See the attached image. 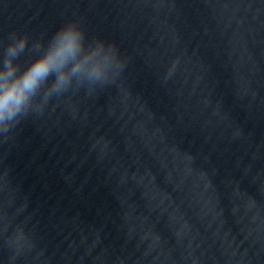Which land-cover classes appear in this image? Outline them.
Masks as SVG:
<instances>
[{
  "label": "water",
  "instance_id": "95a60500",
  "mask_svg": "<svg viewBox=\"0 0 264 264\" xmlns=\"http://www.w3.org/2000/svg\"><path fill=\"white\" fill-rule=\"evenodd\" d=\"M0 264H264V0H0Z\"/></svg>",
  "mask_w": 264,
  "mask_h": 264
}]
</instances>
